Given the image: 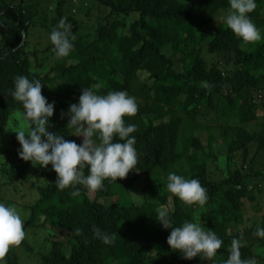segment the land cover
<instances>
[{"label":"trees","instance_id":"trees-1","mask_svg":"<svg viewBox=\"0 0 264 264\" xmlns=\"http://www.w3.org/2000/svg\"><path fill=\"white\" fill-rule=\"evenodd\" d=\"M229 7V0H91L79 8L76 0H0V20H10L14 34L0 47V141L10 134L0 178L2 186L14 187L30 178L49 181L32 183L37 196L25 227L49 233L50 249L39 264H224L233 238L264 227V201L258 206L254 197H264V167L255 169L260 157L264 164V119L257 115L258 108L264 110V39L246 43L222 17L217 20ZM249 16L264 35V0H257ZM62 17L76 36L68 57H57L52 43L40 52L24 42L32 29L50 35ZM46 59L56 61L47 65ZM18 75L41 80L42 88L64 90L72 101H55V106L67 111L84 88L134 96L139 110L125 121L137 126L132 134L136 168L123 179L105 180L95 192L78 185V197L71 187L58 190L51 164L34 166L18 155L15 132L27 130L22 106L12 97ZM210 117L214 123L205 124ZM252 122L257 131L248 129ZM48 131L77 144L84 139L57 125ZM211 161L218 164L219 177L213 178ZM169 172L198 178L207 189V203L186 204L170 193ZM245 201L255 203L258 213L263 208L250 227ZM161 205L171 211L173 226L189 220L215 231L223 240L217 255L188 260L172 250L171 229L157 220ZM95 228L115 234V242L103 243ZM258 239L262 249L242 243L241 258L264 264V238ZM15 247L33 250L26 236ZM15 247L4 264H20Z\"/></svg>","mask_w":264,"mask_h":264},{"label":"clouds","instance_id":"clouds-1","mask_svg":"<svg viewBox=\"0 0 264 264\" xmlns=\"http://www.w3.org/2000/svg\"><path fill=\"white\" fill-rule=\"evenodd\" d=\"M230 7L223 16L227 27L246 43L264 39L261 30L249 16L257 8V0H229ZM76 36L67 17H62L50 33L57 57H68L74 49ZM12 97L22 106V117L27 130L15 132L21 146L19 157L34 166L47 168L51 164L57 173L55 187L64 190L71 187L72 196L78 197V185L95 192L103 189L105 180L116 181L125 178L138 164L135 147L137 131L135 124H128L125 117H134L139 108L134 96L126 90L98 94L90 88L82 89L77 104L69 108L67 128L71 135L83 137L77 144L65 140L62 135L48 131L50 118L54 115L55 102H49L42 95L39 79L26 75L14 78ZM63 115V113H62ZM87 169V174L85 170ZM168 191L186 204L205 205L209 199L207 189L198 178L188 179L176 172L167 175ZM172 213L167 206L157 209V220L165 229H171L167 238L170 248L182 253L185 259H212L221 249L223 240L215 231L205 229L201 224L185 220L181 226H173ZM25 223L15 205L0 202V264L9 249L18 246L25 239ZM80 229H76L77 234ZM94 234L105 244L115 242V234L95 228ZM255 235L264 238V227H258ZM242 243L233 238L229 257L224 264H256L255 258H241Z\"/></svg>","mask_w":264,"mask_h":264},{"label":"rangeland","instance_id":"rangeland-1","mask_svg":"<svg viewBox=\"0 0 264 264\" xmlns=\"http://www.w3.org/2000/svg\"><path fill=\"white\" fill-rule=\"evenodd\" d=\"M8 1L9 0H7V2ZM90 1L91 0H76L77 8L81 7L82 4H86ZM225 14L226 12L221 13V15L218 17L217 20H220L221 17L223 18ZM83 20H84L83 22L87 24L86 22H88V20L86 18H83ZM13 37H14V34L12 32V22L10 20L1 19L0 20V42L2 44L0 43L1 44L0 47L7 46L8 43L13 41ZM25 40L27 41L26 43H28L29 48L38 49L40 52H42L48 45L52 43L48 32L42 29H32L29 32L28 37H24V42ZM40 56H43V54ZM54 61H56V59H53L52 61H49L48 59H46L45 63L49 65L50 63ZM63 91L64 90L59 89L58 92H56L49 85H47L45 88H42V95L48 98L50 102H53V101L54 102L55 101L64 102V100H68V98L66 97L68 94H66ZM260 97L261 96L258 95L257 99L259 101L257 100L256 101L257 103H260V100H261L259 99ZM68 101H72V99L70 98ZM68 112L69 111H67V109H62V108H58L57 106H55L54 115L53 117L50 118V124L57 125L60 128L66 129L67 124L69 123V119H70ZM263 112L264 110L262 108H258L257 115L259 117V121L264 119ZM20 121H21V118H20ZM203 122L209 125L214 123L212 117H210L208 120H204ZM248 129L252 132L257 131V126L255 123L252 122L249 125ZM9 138H10V134L6 133V136H4L0 141V160L6 154L5 149L9 148V140H10ZM260 159L258 160V162L255 163V169H261L262 166L264 167V164ZM209 170L212 172L213 178L219 177V167L217 163L211 161ZM28 181L30 182H25L24 184L18 181L15 183V187L13 185L12 186H9V185L2 186L3 183H5V180L0 178V185L2 186L1 187L2 191H0V193L3 198V201L1 202H4L6 204L15 205L18 208L24 220L25 227H26V221L28 220L29 215H30L29 205L34 203V200L36 199V196H37L34 186L38 183L46 185L49 182L47 179H41L38 182L36 179H33V178H30ZM32 183L34 184V186L32 185ZM139 183L143 184V181H140ZM139 193L140 192H137V190H136V193H134V197L136 199L140 198ZM254 197H255L256 204L260 206L264 201L263 195L255 194ZM116 199L117 197L115 198V201ZM256 204L255 203L252 204L251 202L245 201L243 214H244V219H248L247 222L245 223L247 227L252 226L253 221H255L257 217L261 216L260 212L262 211L263 208L261 210L260 208H258V211L260 210V212L259 213L256 212L257 211L256 209L258 207ZM24 230L26 233L27 241L32 245V248H33L32 252L29 253L27 250H23L15 246L11 248L15 247L14 250H16L15 253L19 257L20 264H39L40 256L42 254H46L50 249V242L48 239L49 233L46 230L44 231L42 229L37 230V229L27 228ZM240 240H241V243L251 244L254 251L258 252L259 249H262L258 236H256L255 234L254 235H243Z\"/></svg>","mask_w":264,"mask_h":264}]
</instances>
